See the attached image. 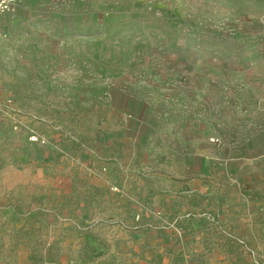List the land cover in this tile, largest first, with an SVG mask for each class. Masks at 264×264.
<instances>
[{
  "label": "rangeland",
  "instance_id": "374dc122",
  "mask_svg": "<svg viewBox=\"0 0 264 264\" xmlns=\"http://www.w3.org/2000/svg\"><path fill=\"white\" fill-rule=\"evenodd\" d=\"M0 35V202L42 199L64 217L0 228V264H137L163 251L158 235L136 246L153 226L131 210L141 190L175 195L158 202L182 221L162 222L169 264H264V222L241 236L211 214L217 181L247 179L218 178L253 154L244 121L264 117V0H16ZM18 151L26 163L7 167ZM57 182L69 183L58 195ZM88 206L93 258L52 253L51 238L79 226L65 215ZM187 206L205 214L202 236Z\"/></svg>",
  "mask_w": 264,
  "mask_h": 264
},
{
  "label": "crops",
  "instance_id": "0c3cea01",
  "mask_svg": "<svg viewBox=\"0 0 264 264\" xmlns=\"http://www.w3.org/2000/svg\"><path fill=\"white\" fill-rule=\"evenodd\" d=\"M244 132L251 134L250 143L252 145L253 154L250 156H240L235 159L234 167L230 168L227 172H221L219 175L225 176V174L231 175L230 172L241 171L245 169L247 172V179L245 182H235L228 179L217 181L215 187L211 188V194L213 196V207L211 208V214L218 222H227L234 232L241 236H249L255 225L252 223L264 222V117L249 118L243 123ZM4 163L8 167H16L26 163L27 155L24 151H18L11 153L10 156L5 157ZM239 168V169H238ZM232 170V171H231ZM69 187V183L55 184L56 195L60 192V187ZM196 188H191L185 192L189 197L191 193L195 192ZM169 192V191H168ZM7 196L12 195L11 193H6ZM175 195L172 193H144L142 190L136 195L134 193L133 200L131 204V210L134 213H139L148 222H152L153 226L151 229L147 230H137L135 233L137 235L138 249L141 248L140 245L145 243V239L151 240L149 243L155 247L154 237H158L163 241V246L160 249L152 248L151 250L144 251L145 257L139 258L137 264H169L170 260V244L169 243V230L163 225V223L171 221L173 218L176 221H181V216H172L170 210L167 208L168 204H163L162 208L159 206V200H163L164 203L168 200V203L172 201ZM17 204L13 206L12 204L6 203V201L0 202V228L6 231H17L23 230L29 227V222L35 221V226L44 228L45 224L57 218L60 222L64 217L58 218L53 213L48 212V206L43 202V200L36 201L30 206L26 205V202L19 201L20 196H16ZM167 198V199H166ZM161 208L163 215L167 214V217L160 219L156 216L154 212L159 211L157 209ZM121 210L117 211V215H121ZM187 211V218L190 219L192 226L194 227L192 236L196 237L202 236V233L196 230L199 227L200 222L206 220L205 214H201V209L199 207L187 206L182 208V212ZM123 214V213H122ZM66 218H69L71 222L66 224L73 225L72 223H78L76 230L67 232V238L61 243L59 237L57 242L51 238L52 253L59 246H63L66 254L75 253L83 255L85 257L93 258L95 250L93 251V242L97 240V235L93 233L94 227L93 222L99 217L97 213L92 210L91 206L83 212H74L72 214H66ZM165 217V216H164ZM203 218V219H202ZM163 222V223H162ZM25 225V226H24ZM76 228V227H75ZM260 230H264V227L258 226ZM83 232L84 240L81 241L77 235ZM119 234H122L121 232ZM170 235V234H169ZM108 236V235H107ZM188 236V235H185ZM99 240H103L101 237ZM92 242V244L90 243ZM108 245V244H107ZM73 251V252H72ZM71 258V257H70ZM73 260V259H72Z\"/></svg>",
  "mask_w": 264,
  "mask_h": 264
},
{
  "label": "built area",
  "instance_id": "2783aa9c",
  "mask_svg": "<svg viewBox=\"0 0 264 264\" xmlns=\"http://www.w3.org/2000/svg\"><path fill=\"white\" fill-rule=\"evenodd\" d=\"M16 0H0V16L7 11H9L13 5L15 4ZM1 36V35H0ZM7 116L6 108L3 103L0 101V130L4 127V122ZM16 129V126H14ZM30 140L36 141L38 137L34 134L30 135ZM214 139H211L213 141Z\"/></svg>",
  "mask_w": 264,
  "mask_h": 264
}]
</instances>
